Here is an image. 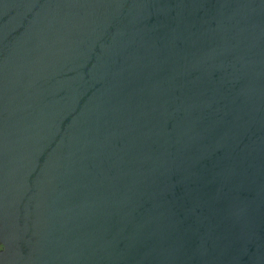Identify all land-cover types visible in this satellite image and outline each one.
Listing matches in <instances>:
<instances>
[{
	"label": "water",
	"instance_id": "1",
	"mask_svg": "<svg viewBox=\"0 0 264 264\" xmlns=\"http://www.w3.org/2000/svg\"><path fill=\"white\" fill-rule=\"evenodd\" d=\"M0 264H264V0H0Z\"/></svg>",
	"mask_w": 264,
	"mask_h": 264
}]
</instances>
